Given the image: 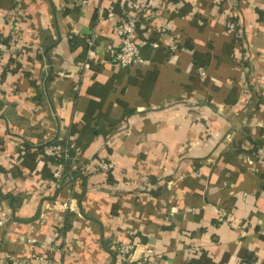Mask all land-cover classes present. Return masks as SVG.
<instances>
[{
  "label": "crops",
  "instance_id": "crops-1",
  "mask_svg": "<svg viewBox=\"0 0 264 264\" xmlns=\"http://www.w3.org/2000/svg\"><path fill=\"white\" fill-rule=\"evenodd\" d=\"M135 2L144 62L121 67L106 45ZM161 25L175 51L150 46ZM0 36V264H118L122 240L156 264L264 261V0H0Z\"/></svg>",
  "mask_w": 264,
  "mask_h": 264
},
{
  "label": "built area",
  "instance_id": "built-area-1",
  "mask_svg": "<svg viewBox=\"0 0 264 264\" xmlns=\"http://www.w3.org/2000/svg\"><path fill=\"white\" fill-rule=\"evenodd\" d=\"M170 4V2H167ZM152 4V3H151ZM147 6V5H146ZM132 7L135 8L132 12H125L120 15L117 19L115 25V33L118 37V43L116 45L107 44L106 50L110 54L111 60L115 62L118 66L128 67L137 66L144 62V58L140 53V48L137 40L135 39V31L141 24V16H144L143 10H145V5L141 2L132 3ZM144 22H142L143 24ZM226 27L228 31L236 32V25L233 22H227ZM96 34L86 41L87 52L92 53V47L94 45ZM165 39V40H164ZM161 40H164L166 46L169 50L175 51L178 48V41L176 37H173L167 30L166 25H161L158 27V38L150 42V46L153 48L159 47ZM4 39L0 36V55L5 51ZM88 62L85 66H88ZM197 72L200 75L205 73L203 65L197 66ZM72 148V144L67 141H57L55 143L46 144L43 147V153L54 159L63 158L64 160L70 159L69 151ZM57 160V159H56ZM59 162V161H58ZM64 165L62 162H59ZM110 170V163L104 158L100 157L95 160L93 166L90 168L86 167L83 171L85 175L95 176L97 174L106 173ZM216 218L218 221H228L233 222V218L228 216V214L220 210ZM117 253L118 264H156V258L151 255L142 256L141 258L133 257V243L131 241H117ZM34 264H60L55 260L44 254H36L33 257ZM264 264V261L262 263Z\"/></svg>",
  "mask_w": 264,
  "mask_h": 264
},
{
  "label": "trees",
  "instance_id": "trees-1",
  "mask_svg": "<svg viewBox=\"0 0 264 264\" xmlns=\"http://www.w3.org/2000/svg\"><path fill=\"white\" fill-rule=\"evenodd\" d=\"M55 142H57V140H53L52 142H49V143H47V144L55 143ZM69 154H70V157H72V155H73V150H72V148L70 149ZM56 159H57V161L62 162V163L65 165L66 172L70 170V166L68 165L70 159H67V160H66V159L64 160L63 158H56ZM78 172L80 173V175H82L80 169H79V170H75V169H74V170H70V172L68 173V175H69V174H70L71 176H72V175H77ZM82 176L84 177V175H82Z\"/></svg>",
  "mask_w": 264,
  "mask_h": 264
}]
</instances>
